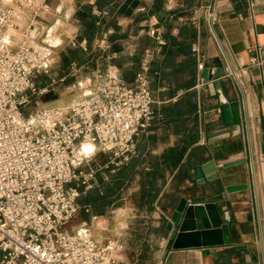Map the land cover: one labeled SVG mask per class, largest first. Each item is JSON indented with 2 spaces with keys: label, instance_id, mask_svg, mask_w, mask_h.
Segmentation results:
<instances>
[{
  "label": "built area",
  "instance_id": "built-area-1",
  "mask_svg": "<svg viewBox=\"0 0 264 264\" xmlns=\"http://www.w3.org/2000/svg\"><path fill=\"white\" fill-rule=\"evenodd\" d=\"M9 1L0 0V264H118L123 250L119 237L95 238L86 220L76 229L66 225L80 209V187L93 186L97 171L128 161L150 126L148 61H141L132 82L121 79L118 68L110 65L105 71L96 70L101 81L82 100L24 113L25 106L37 104L48 90L32 75L46 71L48 53L40 54L23 41L11 48V37L26 8L36 17L47 3L24 0V6L14 7ZM204 11L214 31L217 15L209 5ZM155 25L148 27L147 35L164 44ZM32 30L31 22L22 27L24 40L33 38ZM72 43L76 44L75 38ZM192 51L197 53V46ZM250 63L261 62L251 57ZM197 67L203 68L199 60ZM230 74L238 80L236 71ZM84 142L96 144L108 154L107 160L91 164L93 153L79 151Z\"/></svg>",
  "mask_w": 264,
  "mask_h": 264
},
{
  "label": "crops",
  "instance_id": "crops-1",
  "mask_svg": "<svg viewBox=\"0 0 264 264\" xmlns=\"http://www.w3.org/2000/svg\"><path fill=\"white\" fill-rule=\"evenodd\" d=\"M14 1L17 0L8 3L12 4ZM85 1L93 0H58L55 8L57 11L65 9V16L53 17L56 21L49 23L47 30L42 20L31 22L35 25L31 32L33 38L24 40L21 30L13 32L11 48L21 41L32 45L44 31L45 40L49 39L48 34H54L57 43H60L65 35H69V39H74L79 30L75 10L79 3ZM153 1L138 0L137 7L129 11L131 15L114 14V18L122 27L120 31L127 34L125 38L115 43L114 49L121 50L122 54L131 55L141 45L148 62L156 57L161 61L164 58L161 48L151 40L148 44L142 45L138 37L147 34L148 27L154 22L161 35L164 34L166 30L163 20L171 15L174 16L170 30L172 35H177L179 26L188 22L193 24L194 34L190 52L196 61V66L195 81L191 89H195L198 94L199 136L192 146L201 145L204 148V159L200 164L208 160L213 161L218 177L212 180L204 179L203 182L198 183L192 171L190 179L181 187L183 191L179 193L177 202L171 207L163 206L160 201H155L151 209L138 207L137 204L132 207L128 204L124 205L131 196L137 199L141 180L147 169L143 167L138 169L133 179L119 191L115 204L111 205L104 215L90 217L105 222L111 214H115L113 226L120 230L118 232L120 234L131 227L132 220L129 215L135 209L141 212L137 224L151 228L150 237L146 239L149 241L147 245L150 251L143 253L141 244L133 247L136 250L124 249L120 253L118 264H264V0H199V5L189 9L184 8L178 0H161L160 7L140 21L139 25L143 28L134 32L133 14L139 11L147 12ZM206 5L211 6L217 15L214 31L210 29L203 12ZM27 20L26 14L20 24H26ZM112 32L113 29L108 28L96 36L99 39L97 45L103 52H107L112 45L108 40ZM193 46H197V53L192 51ZM108 53L115 56L117 54ZM251 57H256L261 63L251 64ZM173 60L174 64L167 67L168 70L177 69L185 60L182 47L177 46L174 49ZM198 60L203 64L201 70L197 67ZM204 68H207V79L203 77ZM219 68H222L223 74L216 76ZM232 70L237 72L238 80L230 74ZM176 75L180 82L184 75L181 72ZM200 78H203L202 84ZM216 80L219 81V88L227 101L237 102L238 122H225L217 87L214 84ZM167 87V81H163L158 85L157 90H165ZM182 91L183 88H176L171 98L176 99ZM152 97L155 98L153 93ZM138 141L139 139L137 144ZM175 142V135L169 134L164 141L158 142L150 150L146 160L161 154ZM97 149L100 150L94 144L91 153L94 154ZM105 154L108 158V154ZM242 159L243 162L238 164L227 167L222 165L224 162ZM166 178L157 200L168 190L171 180L168 172ZM160 184L159 180L157 185ZM232 184H244L245 187L227 192L225 187ZM131 186L135 187L129 190ZM200 195L219 196L214 203L226 224L229 243L173 248L171 246L173 238L169 243L170 230L166 228L172 211L181 198L189 201L192 197Z\"/></svg>",
  "mask_w": 264,
  "mask_h": 264
},
{
  "label": "trees",
  "instance_id": "trees-1",
  "mask_svg": "<svg viewBox=\"0 0 264 264\" xmlns=\"http://www.w3.org/2000/svg\"><path fill=\"white\" fill-rule=\"evenodd\" d=\"M184 8H193L199 5V0H178ZM161 0H154L150 9L139 11L133 14L132 30L136 32L143 28L139 23L149 14L160 7ZM138 0H93L79 3L75 10V17L79 23V30L75 37L76 47L70 48L66 59L68 62H76L78 65L86 63L92 50V43L101 31L112 28L109 36L112 45L103 54L116 52V56L110 62L118 68V74L126 82H132L137 71L140 69L141 61L145 58V52L139 48L131 55L122 54L121 50L114 49L115 43L127 36L121 32V25L114 18L115 13L130 14L135 9ZM106 11V15L97 14L96 11ZM174 16L171 15L163 20L166 32L162 34L164 44L158 45L147 34L138 37L140 44L146 45L149 40L161 48L163 60L154 58L148 62L146 75L149 81V89L155 95L152 108L153 116L149 128L141 134L134 156L126 163L114 168H107L96 172V183L93 186L80 187L77 203L84 220H89L91 215H104L109 207L115 204L119 197V191L125 187L138 172V169L147 167L144 172L141 187L137 194L138 207L151 209L154 202H161L163 206H173L181 187L191 177L194 165L200 164L204 159V148L201 145L192 146L199 136V121L197 116L198 94L191 89L195 81L196 61L192 57L191 41L193 37V24L185 23L178 27L177 35H172L171 22ZM180 46L185 52V60L175 70H168L172 66L174 49ZM101 53L98 50V54ZM181 72L184 76L178 82L176 73ZM167 81L168 87L165 90H157L158 85ZM183 88V91L176 99L171 97L176 88ZM169 134L176 137L174 145L163 150L161 154L149 157L150 150L158 142L164 141ZM171 175L168 190L158 198V194L166 182V173ZM160 185H157L158 181ZM88 207L89 211L85 208Z\"/></svg>",
  "mask_w": 264,
  "mask_h": 264
},
{
  "label": "rangeland",
  "instance_id": "rangeland-1",
  "mask_svg": "<svg viewBox=\"0 0 264 264\" xmlns=\"http://www.w3.org/2000/svg\"><path fill=\"white\" fill-rule=\"evenodd\" d=\"M57 1L58 0H46L47 8L41 10L36 17L33 16L30 8H26L28 20L26 24L21 25L19 23L20 28L18 30H22V27L30 22L35 23L37 19L43 21L46 27L45 30H47L49 27L47 25L56 21L53 17L65 16V9L60 11L56 10L55 4ZM19 4L24 6L25 1L17 0L11 5L17 7ZM203 12L205 14L204 10ZM34 26L35 25H33V28ZM53 35L48 34L47 36L49 39L45 40L46 32L44 31L38 39H35V43L30 45L40 54H45L41 53L40 48H46L49 66L46 68V71L41 70L40 73H33L32 75L37 84L47 86L48 90L38 97L37 104L32 101L25 106L24 113H32L42 106L66 107L74 101L82 100L90 87L101 81V79L96 78V70L105 71L109 65H113L110 59L115 55L109 53L104 55L95 39L92 43L91 56L86 63L78 65L76 62H68L66 55L69 49L77 45L72 43L73 39H69V35H65L60 43H57L58 41ZM98 50H100L101 53L98 54ZM63 75L66 76L65 80L59 81V78ZM106 158L107 155L103 151L97 149L93 154L91 164L102 163ZM134 187L135 186H131L129 190H132ZM126 202L127 203H124V205L128 204L132 207L137 204V199L131 196ZM140 214V211L133 209L129 215L132 220L131 227L125 229V231L120 234L118 233L120 230L118 231V229L113 226V217H115V214H111L105 222L99 218L96 220L90 217L89 220H87L88 228L92 236H97L98 238L119 237L123 241V245H125L123 250H136L133 247L141 244L143 245L142 252L147 253L150 251V248L147 245L149 241H146V239L150 237L151 228L137 224L138 219H140ZM83 220V215L79 210L66 225V228L69 230L76 229Z\"/></svg>",
  "mask_w": 264,
  "mask_h": 264
},
{
  "label": "water",
  "instance_id": "water-1",
  "mask_svg": "<svg viewBox=\"0 0 264 264\" xmlns=\"http://www.w3.org/2000/svg\"><path fill=\"white\" fill-rule=\"evenodd\" d=\"M223 74L222 68L216 72V76ZM203 77L207 79V68L203 69ZM217 87L221 111L226 123L239 121L238 105L236 101H227L219 88V81L214 82ZM243 162L242 160H231L224 162V167ZM197 182L204 179L212 180L218 177V172L213 161L208 160L202 164L194 165L192 168ZM244 184L227 185V192L244 188ZM219 196L200 195L192 197L189 201L181 198L171 213L166 228L170 230L169 243L172 241L173 248H182L198 245H212L229 243L226 224L216 208L214 200Z\"/></svg>",
  "mask_w": 264,
  "mask_h": 264
},
{
  "label": "bare ground",
  "instance_id": "bare-ground-1",
  "mask_svg": "<svg viewBox=\"0 0 264 264\" xmlns=\"http://www.w3.org/2000/svg\"><path fill=\"white\" fill-rule=\"evenodd\" d=\"M7 2V0H4ZM41 53H46V48H40ZM94 148V144L92 142H84L80 145L79 151L82 153L89 154V152H92Z\"/></svg>",
  "mask_w": 264,
  "mask_h": 264
}]
</instances>
